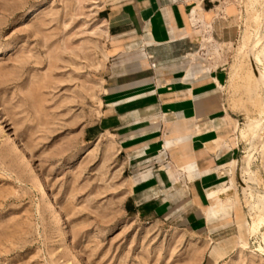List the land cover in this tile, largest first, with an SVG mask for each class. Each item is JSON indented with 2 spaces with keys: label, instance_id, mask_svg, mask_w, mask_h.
I'll list each match as a JSON object with an SVG mask.
<instances>
[{
  "label": "rangeland",
  "instance_id": "374dc122",
  "mask_svg": "<svg viewBox=\"0 0 264 264\" xmlns=\"http://www.w3.org/2000/svg\"><path fill=\"white\" fill-rule=\"evenodd\" d=\"M105 1L0 0V264H264L262 214L210 234L124 211L133 170L124 172L118 138L98 128L116 75ZM240 2L236 41L196 25L199 40L180 61L226 69L222 89L249 122L264 109L250 49L262 1Z\"/></svg>",
  "mask_w": 264,
  "mask_h": 264
},
{
  "label": "crops",
  "instance_id": "0c3cea01",
  "mask_svg": "<svg viewBox=\"0 0 264 264\" xmlns=\"http://www.w3.org/2000/svg\"><path fill=\"white\" fill-rule=\"evenodd\" d=\"M225 1L106 0L100 9L116 75L107 79L98 128L121 143L124 172L133 170L124 211L141 221L214 234L251 213L238 181L250 147L247 113L222 89L228 72L180 61L199 40L196 25L217 41L240 37L242 9Z\"/></svg>",
  "mask_w": 264,
  "mask_h": 264
},
{
  "label": "bare ground",
  "instance_id": "6f19581e",
  "mask_svg": "<svg viewBox=\"0 0 264 264\" xmlns=\"http://www.w3.org/2000/svg\"><path fill=\"white\" fill-rule=\"evenodd\" d=\"M260 1H262V15L257 17L258 26L250 36V49L258 62L256 65L253 56H251L253 74H255L257 89L262 92V104L264 106V0ZM252 92H254L253 89ZM243 131L246 136H249L250 144L249 153L242 164L243 192L248 200L251 213L264 215V190L262 192L258 190L259 177L256 171L252 169V162L255 160L256 152L258 150L264 151V109L259 117L246 123Z\"/></svg>",
  "mask_w": 264,
  "mask_h": 264
},
{
  "label": "built area",
  "instance_id": "2783aa9c",
  "mask_svg": "<svg viewBox=\"0 0 264 264\" xmlns=\"http://www.w3.org/2000/svg\"><path fill=\"white\" fill-rule=\"evenodd\" d=\"M228 2H230V3H236L239 7H241V5H240V0H227V1H225L224 3L226 4V3H228ZM242 8V7H241ZM153 65V67H156V64H152Z\"/></svg>",
  "mask_w": 264,
  "mask_h": 264
},
{
  "label": "water",
  "instance_id": "95a60500",
  "mask_svg": "<svg viewBox=\"0 0 264 264\" xmlns=\"http://www.w3.org/2000/svg\"><path fill=\"white\" fill-rule=\"evenodd\" d=\"M239 180H240L241 184L244 186V182H243V179H242V166H241V170H240V173H239Z\"/></svg>",
  "mask_w": 264,
  "mask_h": 264
}]
</instances>
